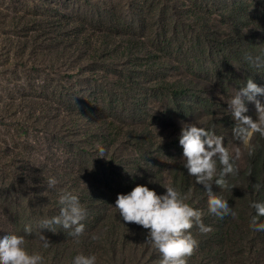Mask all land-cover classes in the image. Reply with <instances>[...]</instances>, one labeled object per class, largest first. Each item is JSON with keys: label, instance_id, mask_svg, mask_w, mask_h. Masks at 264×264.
Here are the masks:
<instances>
[{"label": "trees", "instance_id": "trees-1", "mask_svg": "<svg viewBox=\"0 0 264 264\" xmlns=\"http://www.w3.org/2000/svg\"><path fill=\"white\" fill-rule=\"evenodd\" d=\"M101 1L92 13L71 9L59 16L58 6L41 2L34 11L23 9L24 14L10 19L14 27L23 22L26 37L19 45L28 61L36 63L39 56V68L57 70L2 76V102L12 120H0V238L7 232L22 235L25 225H31L27 247L40 252L45 264H72L78 254L95 255L96 264H160L161 254L147 242L149 230L124 222L115 201L138 184L158 195L174 187L203 212V223L213 229L203 234L193 227L199 247L187 264H247L250 249H264V231L250 227L255 214L251 203L264 202V136L256 133L246 143L249 151L236 161L238 174L226 177L227 188L212 186L236 215L209 213L203 185L184 168L175 120H198V126L226 138L233 155L240 147L232 140L236 121L231 113L217 118L216 104L196 97L199 84L193 74L201 72L203 60L172 55L182 47L179 41L151 40L147 21L152 31L170 32L162 19L144 17L152 12L153 2L138 0L134 6L141 10L129 17L117 3ZM261 1L260 19L254 10L253 17L240 16V2L224 9L226 27L234 30H229L231 42L228 37L212 38L208 29L204 35V45L218 53L216 59L207 58L210 72L232 73L236 64L239 88L249 78L264 87V59L258 57L255 64L245 59L257 58L253 54L264 49ZM132 4L126 0L129 9ZM173 5L160 0L158 9L173 12ZM195 16L205 27L215 21ZM180 66L189 75L181 74ZM62 67L65 73L58 71ZM188 92L191 102L181 100ZM100 148L105 150L103 158L97 156ZM219 171L218 166L217 175ZM50 177L58 181L51 189ZM63 191L78 195L86 208L85 233L77 243L62 227L55 233L44 229L52 244L44 249L36 237L38 225L42 218L59 214ZM259 222L264 223V217Z\"/></svg>", "mask_w": 264, "mask_h": 264}, {"label": "clouds", "instance_id": "clouds-1", "mask_svg": "<svg viewBox=\"0 0 264 264\" xmlns=\"http://www.w3.org/2000/svg\"><path fill=\"white\" fill-rule=\"evenodd\" d=\"M245 59L253 64L259 60L251 55H247ZM258 95L264 96V87L258 86L249 78L246 86L240 88L228 102V109L236 121L233 134L242 143L250 141L256 133L264 136V103L256 99ZM246 102L255 104V120L245 114L248 112ZM179 144L183 149L187 174L195 177L196 184L203 185L205 189L208 212L220 218L225 215L235 216L236 213L232 211L228 201L214 192L212 186L215 184L219 188H227L226 177L238 174L236 161L240 158L239 150L233 155L225 146L223 136L195 123L182 124ZM249 155H252V152H249ZM97 156L105 157V150L100 148ZM57 183L55 177H50L47 186L51 189ZM255 187L259 189L260 185ZM187 201L188 196L174 187H168L166 194L158 195L148 186L138 184L127 194H118L115 208L124 222L134 223L149 230L147 242L161 254L160 264H187L188 258L199 247L198 240L191 232L193 227H198L203 234L213 230L203 223V212ZM59 204L58 215L42 218L39 222L36 237L44 249L52 245L42 234L44 229L55 233L58 227H62L77 243L85 233V224L82 221L87 216V210L78 195L63 191L59 196ZM250 206L255 210L250 219V227L257 232L264 231V223L259 222V218L264 217V202L254 201ZM23 232L22 235L7 232L0 238V264H45L40 252L31 251L27 247L26 237L33 235L32 226L25 225ZM96 260L95 255L78 254L72 264H96Z\"/></svg>", "mask_w": 264, "mask_h": 264}, {"label": "rangeland", "instance_id": "rangeland-1", "mask_svg": "<svg viewBox=\"0 0 264 264\" xmlns=\"http://www.w3.org/2000/svg\"><path fill=\"white\" fill-rule=\"evenodd\" d=\"M101 0H0V120H12L7 117L8 109L3 104L4 87L5 81L2 80V76H10L14 72L17 74H22L27 70L30 72H37V70H50L55 71L57 69L49 68L42 69L39 68L40 58L36 57V63L29 62V58L27 57V53H24L22 50V45H19L24 41L26 37V32L22 29L23 22H18L17 27H14L10 23V19L13 15L21 16L24 14L23 9L35 10L37 7L41 6V2L45 4H49L51 6H58L57 12H55L58 16L61 12H68L71 9L76 10L77 12L85 13L90 12L95 9L94 4L99 3ZM105 0H102L100 3L102 4ZM114 3L119 5L118 8L122 9L126 16L132 17L130 15L137 16L141 8L135 7L134 4L138 0H131L132 7L131 9L126 6V0H111ZM153 2V6L150 8L152 12L149 14L144 13V17L152 18L154 16L158 17V20H163L166 24H169L170 32L167 35H163L157 31V29H151V25L147 21V30L150 32V38L152 41L156 39H168L169 42L173 43L175 41H179L182 43V47L180 49H173L172 55H176L179 57L191 58L196 57L203 60V65L201 68V72L197 74H193L195 76V80L197 84H199L198 89H196L197 98H204L210 102H214L216 105V114L217 118H220L224 114H230V110L228 109V102L231 98L236 94L240 88L237 86V75L241 74L240 71L236 69V64H234V71L226 72L220 70L218 73L216 71H211V65L208 61V57H214L213 59L218 58L217 52H212L211 47L204 45V35L207 34L206 30H210L212 32V38L218 39L222 37L229 36V30L231 27L228 25L226 27L224 9L226 7H232V5L240 2L242 6H244V10L240 14V16L244 17H253V10L256 12L257 18L259 17V12L262 10L263 1L261 0H171L173 5V12L168 10L161 11L159 8L160 0H146V2ZM130 4V3H129ZM203 14L205 16H209L213 18L215 21L213 24H209L208 27L202 26L199 22L196 21V16H200ZM143 16V14H142ZM172 18V19H171ZM171 21L174 22V25H171ZM258 21H256L257 23ZM264 26V23H263ZM179 32L177 29H179ZM175 29V31H174ZM232 34V33H231ZM159 35V36H158ZM229 38V37H228ZM232 39H227V43L231 42ZM195 44H199L200 49L196 50L192 48ZM233 44V43H231ZM230 45V44H229ZM228 45V50L231 51L230 46ZM204 48V50H203ZM226 51V54H229ZM18 52L17 57L15 54ZM159 55H163V52H157ZM213 54V55H212ZM167 55V54H166ZM255 57H259L264 59V49L258 50L253 54ZM232 57V53H231ZM17 61L16 66H12L14 61ZM38 61V62H37ZM184 66L179 67V72L185 75H189L184 71ZM198 70V69H197ZM195 70L194 72H197ZM59 72L65 73L66 68L62 67L58 69ZM217 76V77H216ZM198 77V78H197ZM260 77H264L263 74ZM262 81H259V84H262ZM200 89V91H199ZM190 93H186L181 95V100H190L188 95ZM256 99L260 100L263 103L264 96L258 95ZM188 102V101H187ZM246 107L248 108V112L246 115L252 117L253 120L257 118L255 104L253 102H246ZM175 123L177 125V132L181 131L182 124L184 123H195L198 124V120H182L176 119ZM253 137V136H252ZM233 141L239 142L240 147L235 148L239 150L240 157H244L249 149L246 143H242L235 136L232 137ZM225 145L228 143V140L224 138ZM234 147L236 144H232ZM233 149V148H232ZM241 161L243 159H240ZM242 163V162H241ZM256 232V231H255ZM247 264H263L264 263V249H259L258 253L252 251L250 249L247 252Z\"/></svg>", "mask_w": 264, "mask_h": 264}]
</instances>
